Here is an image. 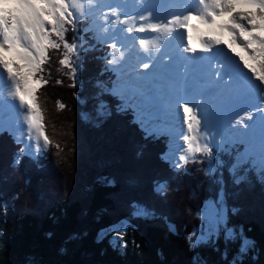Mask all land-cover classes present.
<instances>
[{
    "label": "trees",
    "instance_id": "trees-1",
    "mask_svg": "<svg viewBox=\"0 0 264 264\" xmlns=\"http://www.w3.org/2000/svg\"><path fill=\"white\" fill-rule=\"evenodd\" d=\"M64 55L63 47L48 50L40 75L47 83L36 87L45 150L25 156L0 131V264H229L240 240L225 243L224 228L215 244L192 247L209 204L226 215L227 228L254 242L242 264H264V173L245 165L233 171L237 146L173 172L164 158L168 139L146 134L105 93V49L69 54L75 80L59 63ZM134 204L155 216L133 217ZM120 220L130 223L121 233L126 247H113L115 233L98 239Z\"/></svg>",
    "mask_w": 264,
    "mask_h": 264
},
{
    "label": "snow or ice",
    "instance_id": "snow-or-ice-1",
    "mask_svg": "<svg viewBox=\"0 0 264 264\" xmlns=\"http://www.w3.org/2000/svg\"><path fill=\"white\" fill-rule=\"evenodd\" d=\"M198 5L202 6V13H188L182 19L175 17L167 23L187 29L188 22L195 18L199 23L207 25L209 31L214 28L227 31L231 38L227 45L229 51L239 57L243 67L251 73V77H242L240 73L233 71L223 61L213 59L212 55L197 57L195 55L197 49L190 46L191 37H188L189 46L185 47L183 51L190 53L191 58L189 60L188 57H181V59L189 60L193 65L194 79L201 77L209 68L219 67L226 70L213 73L212 79L196 97L201 102L199 105H190L187 99L194 91L193 82L188 80L183 82V97L176 100L175 103L183 112V125L187 128V134L183 135V140L188 155L181 154L178 161H170V163L176 168L181 164L188 163L190 157L196 153L211 154L213 144L217 149L223 148V143H215V137L220 135L223 139V134L229 133L236 137L238 142H247L250 148H254L257 142L259 143L262 163L258 171L264 173V115H261L258 120H254L253 116L249 114L246 118L252 123H243L241 119L237 118L247 105L257 99L259 93L264 92V89L260 87V85H264V0H198ZM73 7L68 0H0V69L6 73L7 79L12 83L13 95L18 98L20 107L27 110L28 129L35 132L37 141L43 138L45 147L49 144V140L45 136L41 123V112L36 106L37 88L31 85L34 83L38 86L47 83L39 76V73L43 71L42 66L49 59L48 50H58L61 47L65 50V55L59 63L69 68L75 80L77 69L72 64L69 54L77 53L79 57L83 50V42L79 35H76L71 43L65 39L66 25H72L75 31L78 23L72 11ZM224 17L227 19L218 23L217 18ZM140 19L143 20L144 17L141 16ZM120 23H124V20L122 19ZM150 30L152 32L168 31L169 36L171 35V30L167 28V25L160 26L153 23ZM126 31L131 33L133 30L128 28ZM135 31L143 33L146 29L139 26L135 28ZM53 36L56 37L55 40L52 39ZM77 41H81L79 46ZM139 44L143 46L145 40L140 39ZM222 44L223 41L219 39L202 38L199 51L212 54L213 49ZM231 45L239 46L255 63L249 64L244 56L235 53ZM9 55L13 57L12 60H9ZM107 63L115 65L117 62L109 59ZM149 67V63L143 64L144 69H149ZM122 69L123 65L120 68L113 67L111 70L122 72ZM166 74L167 69L161 73H151L148 77L138 79L129 77L118 87L130 90L135 95L136 107L140 112L150 113L156 118H163L167 115V105L172 101L169 95L157 88L153 81L164 79ZM253 78L260 84H252ZM205 104L207 110L201 111V106ZM100 108L103 111V103ZM254 110L264 113V108ZM234 121L236 125H241L245 131L234 129ZM201 132L206 136H211L213 143L206 144L204 147L194 146L198 139L197 134ZM20 153L30 154L27 152V146L21 148ZM164 158L166 159L167 156ZM15 162L16 164L21 162L20 154L17 155ZM245 164L249 165L246 170H251L254 167L245 156L243 159L237 160L236 164L232 166V170L234 171L237 167ZM213 170L210 162L209 174ZM244 179L245 177L241 175L236 178V183H240ZM261 183H264V175H261ZM159 188L158 182L156 190L159 191ZM133 208V217L148 219L155 216L153 210L143 205L134 204ZM233 211L236 210L233 209ZM129 227L130 223L127 220H120L101 229L98 239H104L109 234L116 233L110 243L113 247H126L120 243L123 239L121 233L126 232ZM222 227L225 231V243L240 240L237 253L229 261V264H242L243 257L254 247V242L244 236L242 230L236 232L232 228H227L226 215L222 211L217 210L209 223L202 224L199 234L193 233V238H190L192 247L195 248L208 242L215 244L219 239ZM223 255L227 259V250Z\"/></svg>",
    "mask_w": 264,
    "mask_h": 264
},
{
    "label": "rangeland",
    "instance_id": "rangeland-1",
    "mask_svg": "<svg viewBox=\"0 0 264 264\" xmlns=\"http://www.w3.org/2000/svg\"><path fill=\"white\" fill-rule=\"evenodd\" d=\"M82 1H85V0H76L75 3L78 4ZM105 1L106 0H91L90 3L86 4V6L90 7V6H93L95 4L101 5ZM121 2H122V0H121ZM127 2L132 3V1H130V0H125V3H126L125 7L128 5ZM122 3H124V2H122ZM168 3L166 5L171 6ZM119 4H121V3L119 2ZM121 5H123V4H121ZM86 6H84L81 10L87 8ZM140 6H141V1L139 4V7ZM167 6H166V8H167ZM105 7H106V5L104 6V8ZM135 7L137 8V6H135ZM72 11L74 13V16L76 13L81 15L79 12H76L75 10H73V8H72ZM166 11L169 12V10H166ZM120 14H121V12H118L115 17H113L114 16L113 14L110 15L111 20L114 22V24H113V22H109L108 23L109 30L107 32L104 31L105 33L102 32L100 29V25H102L104 22H106V21H103L104 16H102L101 13H96L94 18H95L96 23H98L102 19L101 23L98 24V28L100 29V31L99 30L96 31L99 38L101 39V41H107V39H108L107 37L109 36V34H111V32H113V34L110 36V43L114 44L111 46V48H112L111 57H113V59L116 60L117 64L112 65V66L120 68L121 65H123L122 72H118L119 78L122 79V84H123L125 81H127L129 79V77L133 78V77L137 76L138 74H141V76L145 75V73L148 74L149 72L152 71V69L155 68V64L153 62H151V63H149V65H150L149 69H144L143 64L148 63L147 59L143 57L144 62L140 61V59L139 60L135 59L136 57L140 58L141 56H143L144 53H142V51H144L145 49H149L150 45L147 44L146 40H145L146 42L143 46H141L139 44V40L145 38V35H146L145 34L144 37H141V34L135 31V28L139 26V23L138 22L135 24L128 23L127 26H123L121 23H119ZM143 14H145V13L144 12L139 13V8H138L137 15L141 17V16H143ZM146 14L149 15V13H146ZM171 14H170V16L174 15V13H171ZM96 16L98 18H96ZM160 22H161V19L159 21V25H160ZM81 23H83V21H81ZM109 24H111V25H109ZM151 25H152V19L147 20L146 24L144 26V28L148 31L147 34L150 33V35L154 34V32H152L151 30L148 29V26H151ZM172 26L173 25H171L170 27H172ZM66 28H67V31L69 30V33L67 31L65 32V38L71 37L74 35L75 36L79 35L78 29H80V25L78 26V29L76 28L75 31H74V28L72 25H66ZM128 28H131L133 31L131 33L127 32L126 29H128ZM204 32L207 33L208 38H207V36L201 37V34H199V36H198L199 40H201L202 38L214 39V36L208 33L207 27L205 28ZM157 34H159V32L155 33V35H152L150 37V39H154ZM134 40H136L137 43L134 42ZM149 42H151V41H149ZM184 42L185 43H183V44L185 45V47L189 46V43H187V41H184ZM153 50H154V48H153ZM174 50H176V49H174ZM213 50L216 51L215 49H213ZM86 51H88V49H86L85 52ZM119 52H121L122 55ZM180 52L183 54L185 53L182 48L180 49ZM207 55L209 56L208 53L206 54V56ZM214 55L215 54H213L212 57H214ZM122 57H123V59H122ZM8 58H9V60L13 59V57L11 55H9ZM180 60H182V59H180ZM131 64H134V65L131 66ZM160 65H162V69L160 70V73L163 72L165 69H167L166 77L164 79H162V84L160 85V89L163 90L164 92H168L169 88L163 89V86H166L167 83L168 84L170 83L172 86L175 85L176 76L178 74V71H177V69L173 70L171 68H168L167 61L164 62V67H163V62L160 63ZM64 69L66 72H69V68L64 67ZM66 69H68V70H66ZM136 69H138V71H135ZM59 72H61V69H59ZM206 73L207 74H204V78L207 77L206 81L208 82V81H210L211 75L208 74L207 70H206ZM41 74H43V72L39 73V76ZM6 78H7L6 73H4L2 69H0L1 82L6 83V85L2 86L3 89L0 87V131H3V130L8 131L9 130L13 135L19 134V136H22V143L25 146H27V150L37 151L40 154L44 150V144H43L41 138L39 141H37L35 132H32V130L28 129L27 121H26V109L20 107L18 98H16L13 95V85L10 81H8V80L6 81ZM259 84H260V82L258 83V85ZM31 86L37 87V85H35L34 83ZM260 87L262 89H264V85H260ZM177 91L179 94V89H178V90H175L174 95H175V93H177ZM125 93H130V95L125 94ZM124 94H125V96H129L127 101H130L132 103V99H134V94L130 90L123 91L122 95H124ZM180 94H181V96L183 95L181 92H180ZM197 94H198V91L194 89L192 95L188 97L189 101H191L192 99H195ZM261 94H264V92H261ZM168 95L170 97L173 94L169 93ZM180 99L181 98H179V97L178 98L175 97L174 101H173L174 104H176L175 103L176 100H180ZM172 100H173V96H172L171 101ZM136 103H137V101H136ZM197 104L198 105L200 104L199 99H197ZM205 106H207V105L205 104V105L201 106V111L206 110ZM172 108H174V106ZM172 108H169L168 110H166L167 115L163 118H156L152 114L144 113V112L141 115H137L136 118L141 117V122L148 125V127H147V130H149L148 132H154L155 131L157 133L158 127L161 128V127H165V126H170L171 130L168 129V133L173 134L176 132L177 134H179L176 136L173 135L174 138H176V140L174 141V143L171 144L170 152L166 154L167 160L177 161V158H176L177 156H179L181 154L188 155V153L186 151V145L181 140V139H183V135H181V133L185 134L187 132V128H186V126L183 125V112H182V110H180L178 108H174V109H172ZM243 112H245V110H243ZM241 113H242V111L240 112V114ZM172 116L174 118L173 121H171L169 119ZM250 122H252V121H250ZM233 126H234V129H238L241 132L245 131V129L241 125H236L235 121L233 122ZM23 129H24V132H23ZM157 134H159V133H157ZM197 136H198V139L196 140V143L194 144V146L204 147L206 144H212L213 143L212 137L206 136L202 132L198 133ZM225 141H231L232 143H236V142L240 143L237 141L236 137H233L229 133H224L223 139H221L220 135H217L215 137V143H217V144H219V143L224 144ZM240 144H243L244 147L246 145L247 150H250V151H246L244 149L245 155H248L251 153L254 154L255 152H257L256 150H254V148H256L258 146V144H256V146L254 148H250L248 146L247 142L240 143ZM213 146H214V144H213ZM256 149H258V148H256ZM213 151H214V149H213ZM193 159L194 158L192 156V157H190L189 161H192ZM211 161L214 162L213 157H212ZM217 209L218 208L216 207V205H213V204H209L206 206V208L203 212V221L205 224H207L211 221V219H212L213 215L216 213Z\"/></svg>",
    "mask_w": 264,
    "mask_h": 264
},
{
    "label": "bare ground",
    "instance_id": "bare-ground-1",
    "mask_svg": "<svg viewBox=\"0 0 264 264\" xmlns=\"http://www.w3.org/2000/svg\"><path fill=\"white\" fill-rule=\"evenodd\" d=\"M140 1H141V6L139 7V13H142L143 10L146 7L150 8L149 7L150 0H140ZM168 4H170L171 6L168 5L169 7L167 6L166 9L160 10V11L162 13H164L166 16H168L169 20L173 19L175 17H180L182 19L183 16L188 14L187 12H189L190 10H193L194 12H197V13H202L203 12L202 6L193 4L192 0H178L177 2H175L174 0H171ZM166 10H169V12L166 11ZM171 13H174V15L170 16ZM147 15L148 14L145 13V14H143V17L145 18ZM224 18H225V20L227 19V17H224ZM218 19H219L218 23H222L221 22L222 19L221 18H218ZM188 24H189V27L187 29L179 28V26H177V25H173L172 27H170L172 24L171 25L168 24L167 28L169 30H171V35L170 36L168 34V31H160L159 34H157L154 39H150L151 35L149 33V34L145 35L146 36V41L147 42H149V41L152 42L154 51H155V53L157 54V57H158L160 52H161V46H164L166 49L169 48V49L174 50V49L177 48L178 45H180L182 43H185L184 41H187V43H189L188 37L190 36L191 37L190 46L192 48L197 49V52L195 53V55L197 57H199L198 54L202 53L201 51H199L200 47H201L200 40L198 38V36H199L198 35L199 28L204 27V29H205L207 27V25L199 23L196 19L195 20L192 19L191 21L188 22ZM163 25H166V24H164V19H161L160 26H163ZM106 26H108L107 22H104L102 25H100V29H101L102 32H104V30L107 28ZM208 33L213 35L214 39H219V40L223 41V44L219 45L218 48H216V49H218L220 51L217 52V50H216L215 52H213L212 54H209V55L215 54L214 57L221 56L222 58H226L227 59L226 63L227 64H231V66L229 68H231L233 71H236V72L240 73V75L242 77L243 76L251 77V73L249 72L248 69H245V72H242L238 68L240 66V64H241V61L239 60V57L237 55H235L232 51H229L227 45H229L231 38H230L228 32L223 30V29H220V28H214L211 31L208 30ZM196 39H197V41H196ZM231 47L235 50V53H239L240 56H244L245 60H247L249 64H254V61H252L250 59L249 55L247 53L243 52L239 46L231 45ZM187 54H188V57H189V60H190L191 54L190 53H187ZM189 60L187 61V65L188 64L192 65L191 63H189ZM226 63H225V65H226ZM192 67H193V65L190 67V70L192 69V71H193ZM242 67H243V63H242ZM225 70L226 69H220L219 67L207 69L208 74L211 75L210 80L212 79L213 73L221 72V71H225ZM204 74H207L206 71L203 73V75L201 77H199L200 79L203 80V81H199V83L202 86V89L204 87H206V85L208 83L206 81L207 77L204 78ZM192 82H194L193 79H192ZM181 93L183 94V89H182ZM167 94H169V93H167ZM172 96H170V99H172ZM180 97L182 98L183 95L181 96V94H180ZM261 100H262V98L257 97V99L253 101V103L254 102H259ZM171 103L173 104V100H172ZM171 103L169 105H167L166 110H168L169 108H172L174 106V104L172 105ZM253 103L249 104V105H247L245 107V109H244L245 112L244 113L247 116L250 114V115L253 116L254 120H258L261 115H264V113L259 112V111L257 113L254 110L255 106L253 105ZM259 148L260 147H258V149H256V151H257L256 152V157L258 158V160H260V162H262L261 161V152H260Z\"/></svg>",
    "mask_w": 264,
    "mask_h": 264
}]
</instances>
